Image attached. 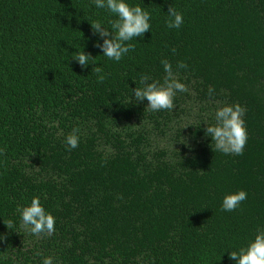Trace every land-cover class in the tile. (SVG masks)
<instances>
[{"label":"trees","instance_id":"16d2710c","mask_svg":"<svg viewBox=\"0 0 264 264\" xmlns=\"http://www.w3.org/2000/svg\"><path fill=\"white\" fill-rule=\"evenodd\" d=\"M133 3L152 31L117 63L90 23L114 17L91 0H0V264H235L224 252L264 229V0ZM171 6L179 29L167 27ZM80 44L103 83L71 58ZM163 59L187 64L189 91L153 113L130 87L145 73L162 81ZM225 104L245 109L243 155L204 136ZM74 128L80 143L67 150ZM239 190L247 199L223 211ZM35 196L56 218L51 235L20 227L17 209Z\"/></svg>","mask_w":264,"mask_h":264},{"label":"clouds","instance_id":"9594fccd","mask_svg":"<svg viewBox=\"0 0 264 264\" xmlns=\"http://www.w3.org/2000/svg\"><path fill=\"white\" fill-rule=\"evenodd\" d=\"M91 4L96 9L106 10L110 17H114L108 21L110 27L105 26L101 19L91 22L88 20L93 34L99 37L95 47L100 49L102 56L109 61L120 62L134 51L135 45L131 41L138 40L137 38L142 39L149 30L152 31L151 13L140 4L133 3V0H91ZM167 13V27L179 29L184 23L183 14L172 6ZM73 47L77 48V51L71 54V58L83 69L96 65L91 73L95 74L98 83H103L107 74L103 67L95 62L97 56L93 57L91 53L85 52L81 44L80 47ZM161 64L164 71L162 81L154 80L150 74L145 73L140 77L139 85L136 83L135 88L130 87L131 103L141 104L146 100L145 110L153 113L163 110L173 111L176 108L175 100L178 93L189 91L186 84L178 78V69H186L187 64L180 62L176 69L168 59L161 60ZM214 94L215 90L209 88V96ZM244 112L245 109L239 104H225L215 108L213 123H209L206 119L202 121L207 125L203 128L204 136L206 139H211L214 152L224 155H243L248 141ZM79 143V129L74 128L64 138V145L67 150H73L78 148ZM247 196L248 193L245 190L226 194L222 200V210L226 212L237 210ZM17 211L20 214V227L27 229L30 234L51 235L55 231L56 218L46 210L40 196L33 197L30 204L18 208ZM6 226L10 230L15 227L11 221ZM226 252L228 258L235 264H264V229L258 228L254 239H250L245 247L224 253ZM41 264H54L53 257H42Z\"/></svg>","mask_w":264,"mask_h":264}]
</instances>
